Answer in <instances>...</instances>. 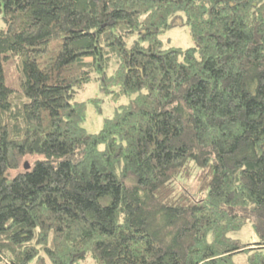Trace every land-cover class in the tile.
<instances>
[{
  "label": "trees",
  "instance_id": "16d2710c",
  "mask_svg": "<svg viewBox=\"0 0 264 264\" xmlns=\"http://www.w3.org/2000/svg\"><path fill=\"white\" fill-rule=\"evenodd\" d=\"M0 12V264H264V0Z\"/></svg>",
  "mask_w": 264,
  "mask_h": 264
},
{
  "label": "rangeland",
  "instance_id": "374dc122",
  "mask_svg": "<svg viewBox=\"0 0 264 264\" xmlns=\"http://www.w3.org/2000/svg\"><path fill=\"white\" fill-rule=\"evenodd\" d=\"M0 27H4V22L2 19V13L0 12ZM162 38L164 40L165 47L169 46H180L183 48L190 47L193 45V41L190 36L189 26L187 23L183 22L180 25L176 27H172L171 29L167 30L162 34ZM6 77V80H8L9 83L14 85L15 87H19L18 83V69L13 60H7L5 61L4 65L3 63H0V76ZM100 92L98 88L94 84H90L86 87L84 91L77 94L78 98H86L89 96H100ZM112 107L109 106V108L104 109L103 113L98 114L92 105L89 106L88 112H87V119H86V126L89 131H97L103 122L104 115L111 114ZM192 182L189 188L191 192L194 191V181Z\"/></svg>",
  "mask_w": 264,
  "mask_h": 264
},
{
  "label": "water",
  "instance_id": "95a60500",
  "mask_svg": "<svg viewBox=\"0 0 264 264\" xmlns=\"http://www.w3.org/2000/svg\"><path fill=\"white\" fill-rule=\"evenodd\" d=\"M25 166H26V167H29V164H28V162H27V161L25 162Z\"/></svg>",
  "mask_w": 264,
  "mask_h": 264
}]
</instances>
